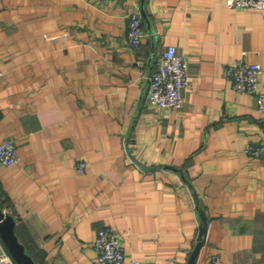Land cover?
Listing matches in <instances>:
<instances>
[{
    "label": "crops",
    "instance_id": "crops-1",
    "mask_svg": "<svg viewBox=\"0 0 264 264\" xmlns=\"http://www.w3.org/2000/svg\"><path fill=\"white\" fill-rule=\"evenodd\" d=\"M142 7L132 48L127 15ZM167 45L188 60L178 108L147 101ZM237 59L264 67L263 11L224 0H0V140L19 154L0 164V205L36 264H98L103 227L128 259L264 264V157L245 150L263 138L264 112L232 87L226 67Z\"/></svg>",
    "mask_w": 264,
    "mask_h": 264
},
{
    "label": "built area",
    "instance_id": "built-area-1",
    "mask_svg": "<svg viewBox=\"0 0 264 264\" xmlns=\"http://www.w3.org/2000/svg\"><path fill=\"white\" fill-rule=\"evenodd\" d=\"M230 7H242L264 12V0H224ZM127 42L132 48H137L144 36L143 14L135 9L127 15ZM264 67L258 62L237 59L229 63L226 73L232 87L237 91L254 94L258 109L264 112V91L259 87V77ZM4 69L0 65V81ZM189 85L188 60L186 55L175 45H167L156 57L154 68L149 75L147 101L157 107L178 108L182 102V91ZM246 152L256 157H264L263 138L256 143H249ZM19 161V154L11 138L0 140V164L14 165ZM86 160H79L75 169L83 174L86 170ZM98 264H159L152 260L128 259L124 255L119 237L111 227L100 228L93 241ZM0 264H16L10 253L3 247L0 250ZM207 264H222L218 254L210 256Z\"/></svg>",
    "mask_w": 264,
    "mask_h": 264
},
{
    "label": "water",
    "instance_id": "water-1",
    "mask_svg": "<svg viewBox=\"0 0 264 264\" xmlns=\"http://www.w3.org/2000/svg\"><path fill=\"white\" fill-rule=\"evenodd\" d=\"M141 12L143 14L144 19L147 21V15L145 14V10L142 7ZM168 168L179 170L175 166L167 165ZM183 179L185 181L186 178L184 175H182ZM202 222L199 228V239L198 243L194 249V254L192 255V258L196 254L201 242L202 238L206 231V217L201 212ZM0 237L7 248V251L10 253L12 258L15 260L16 264H36L33 260L32 256L24 246V244L18 239L16 233H15V220L12 214L9 212H6L2 209L0 205Z\"/></svg>",
    "mask_w": 264,
    "mask_h": 264
}]
</instances>
